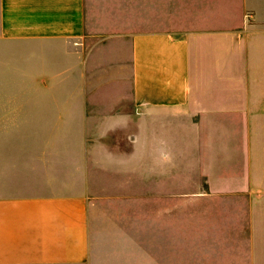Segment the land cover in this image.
<instances>
[{"label": "crops", "instance_id": "0c3cea01", "mask_svg": "<svg viewBox=\"0 0 264 264\" xmlns=\"http://www.w3.org/2000/svg\"><path fill=\"white\" fill-rule=\"evenodd\" d=\"M239 2L231 29L114 35L89 29L86 0H0L1 87L32 97L30 119L0 122V264H94L92 186L173 158L256 195L231 264H264V0Z\"/></svg>", "mask_w": 264, "mask_h": 264}, {"label": "rangeland", "instance_id": "374dc122", "mask_svg": "<svg viewBox=\"0 0 264 264\" xmlns=\"http://www.w3.org/2000/svg\"><path fill=\"white\" fill-rule=\"evenodd\" d=\"M86 7L89 29L114 35L193 24L231 29L245 14L239 0H86ZM1 83L12 85L0 82V122L30 119L27 87L7 92L11 88ZM68 95L76 98V93ZM187 162L170 159L163 176L152 179L110 176L92 186L88 208L94 264H231V256L246 249L249 199L256 195L235 193L229 187L236 180H208L203 173L207 165Z\"/></svg>", "mask_w": 264, "mask_h": 264}]
</instances>
